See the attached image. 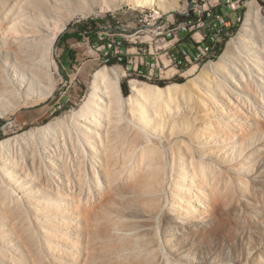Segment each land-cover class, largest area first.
<instances>
[{"label": "bare ground", "instance_id": "obj_1", "mask_svg": "<svg viewBox=\"0 0 264 264\" xmlns=\"http://www.w3.org/2000/svg\"><path fill=\"white\" fill-rule=\"evenodd\" d=\"M116 1L0 0V117L51 93L54 41L71 17ZM171 1L135 4L161 14L179 8ZM258 11L249 1L245 23L228 53L209 65L200 95L174 99L182 84L130 79L123 100L124 71L104 67L65 122L1 140L0 264H264V246L254 240L264 241L262 230L248 231L239 245L237 235H224L231 225L260 226L241 217L246 189L253 187L255 200L264 188ZM225 29L221 39L230 35ZM249 198L254 207L258 199ZM231 244L236 252L227 258L212 252Z\"/></svg>", "mask_w": 264, "mask_h": 264}, {"label": "rangeland", "instance_id": "obj_2", "mask_svg": "<svg viewBox=\"0 0 264 264\" xmlns=\"http://www.w3.org/2000/svg\"><path fill=\"white\" fill-rule=\"evenodd\" d=\"M172 1H174L173 3H177L179 8L170 9L163 13L161 12V14L155 7H142L136 5L135 0H117L113 5H97L95 6L94 11L90 10L88 7H84L83 10L76 12L66 26L60 29L58 36L54 41V49L52 52L53 89L51 93L43 98H30L26 102L19 104L18 107L10 110L4 116H1L0 141L27 133L30 129L42 127L50 122H65L71 115L76 113L86 101L89 93L92 91L93 74L98 69L104 67L112 68L117 66L124 71L119 86V93L122 95L123 100H126L132 93L129 87L130 79H137L141 82L158 85L160 87L175 83L182 84L183 89L180 90L179 94L175 93L177 94V96L174 95L175 98L172 96L174 99H178V96L184 98V96L186 97L188 94H190V96L197 94L200 95L203 84L206 83L209 75L212 73L209 69V65L218 62L223 54L228 53L227 50L230 42L236 39L239 30L245 23L248 2L251 0ZM254 1L259 8L258 13L256 16H253L252 20L253 32L255 33L257 27L260 26L262 21H264V0ZM220 8L223 12H220ZM209 13H211V15H208ZM215 13H223L228 22L226 29L229 30L230 33L229 36L221 39V45H224L221 53H216V55H212L211 58L202 57L188 63L183 69L180 68L179 62H173L171 64L166 53L167 51L176 53L178 45L172 48L167 47V42L162 39L163 34H160V32L164 31L162 25L168 22L170 23L168 26L172 28L180 22L188 21L189 19L196 22L199 17L205 19L207 16L211 17ZM78 28L82 31H91L90 36L92 41H94L93 34L98 35V38L101 40V45L98 47H102L104 44L105 48L102 47L98 52L91 50L90 55L98 58V61H96L93 66L82 67L79 65L73 70H65L59 63L58 39L60 34L65 30ZM202 30L206 31V27L196 28L190 33L180 31L179 35L182 38L187 35L191 38V35ZM145 36L148 37L145 38ZM196 37H199V34H197ZM114 39L122 42L123 53L119 54L123 56L122 61L120 60V56L116 54L114 47H112V41ZM171 39L172 38L168 40ZM141 47L145 51L144 55L150 64L156 61L160 62L164 76H159V72H147L146 75H144V71L132 70V67L130 66L132 64L130 61L136 60V57L139 55H143L141 54ZM230 55H232V52H230ZM107 57L110 58L108 62ZM193 66H197L194 69L195 71H193L192 74L187 73V71ZM159 81H164V85H161ZM174 101H177L176 104H179L180 102L179 100ZM181 106H183V104ZM256 145L258 146V143ZM4 147L7 148L8 146L6 145ZM262 157L263 158H260V160L264 162V155ZM251 188L253 189V187L246 189L242 198L245 202L241 200L243 202L241 205V217L245 225L252 224L256 221L260 226L259 228H253L255 226L249 227V230L242 229L241 231H236L232 225L230 228L228 227V229H226L227 231H225L227 234L224 235H226L225 237L228 241H230L233 236L237 235V245L242 241L246 243L249 240L248 237L251 230L252 232L254 230H262L261 232H264V213H262L264 207V188L260 193L258 191V196L256 197L259 198L255 199H258V203H255L256 205L254 204V207L253 205L251 207L245 200L246 197L248 198L250 196L251 198L249 199L255 201L252 199L254 197H252ZM248 190L251 192H249L250 195L247 194ZM255 231L251 235L254 236V234L257 233ZM229 235H232V237ZM254 240L253 241L256 242L257 245L261 244V246H264V241L261 242L259 238H254ZM225 246L226 245H223V248H221V246L218 245V247L216 246L212 248L213 250L215 249L214 251L212 250V252L215 254H226L221 255L222 257H226L228 254L236 252V246L232 244L231 246ZM221 250L224 252H221Z\"/></svg>", "mask_w": 264, "mask_h": 264}, {"label": "built area", "instance_id": "obj_3", "mask_svg": "<svg viewBox=\"0 0 264 264\" xmlns=\"http://www.w3.org/2000/svg\"><path fill=\"white\" fill-rule=\"evenodd\" d=\"M208 15H211V13H209ZM169 24L170 23L166 22L164 25H162L164 31L160 32V34H163L162 39L167 42L168 48L175 47L176 45L182 42V37L179 34H176V26H185L186 32L189 33L195 30L196 28L206 27V31H200L191 35V38L194 40V49H195L194 53H190L186 48L178 49L176 53L167 51L166 54L171 64L175 61H183V66H186L188 63H191L202 57L211 58L212 55H216L219 47L221 46L222 35H219V27H227L228 22L226 21V17L223 15V13L221 14L215 13L211 17L207 16L205 19H203V17H199V19L196 22H194L191 19H189L188 21L186 20L180 22L172 28L168 26ZM228 32L229 30L226 29V34H228ZM197 34H199V37H196ZM146 37L148 36H145V38ZM170 38L172 39L168 40ZM102 47L105 48V45L103 44ZM102 47H97V48H102ZM112 47H114L116 54L119 55L123 53V47L121 41H117L116 39H114L112 41ZM140 49H141V54L143 55H139L136 57V60L130 61V63L132 64L130 65L132 67V70L144 71V75H146L147 72H159V76H164V73L161 70L160 62L156 61L150 64L146 60V57L144 55L145 51L143 50L142 47ZM138 53L140 54L139 51ZM119 56H120V60L122 61L123 56L122 55ZM109 60L110 58L107 57V62ZM142 66H146L147 69L144 70Z\"/></svg>", "mask_w": 264, "mask_h": 264}, {"label": "crops", "instance_id": "obj_4", "mask_svg": "<svg viewBox=\"0 0 264 264\" xmlns=\"http://www.w3.org/2000/svg\"><path fill=\"white\" fill-rule=\"evenodd\" d=\"M81 25V24H80ZM78 25V26H80ZM87 30V29H86ZM205 31V30H202ZM91 31H82L81 29H67L62 32L58 39V58L60 65L65 70H73L79 65L93 66L98 58L90 55L91 50L98 52L101 48H97L101 45V40L98 36L94 37V41L91 40ZM189 33V32H188ZM178 49L186 47H194V41L188 37V35L182 38V42L178 44ZM181 62V61H175ZM146 70V66H142Z\"/></svg>", "mask_w": 264, "mask_h": 264}, {"label": "trees", "instance_id": "obj_5", "mask_svg": "<svg viewBox=\"0 0 264 264\" xmlns=\"http://www.w3.org/2000/svg\"><path fill=\"white\" fill-rule=\"evenodd\" d=\"M220 12H223V10L220 8ZM87 28V27H86ZM96 36H98V35H94L93 34V37H96ZM223 46L224 45H221L220 47H219V49H218V51H217V54H220L221 53V51H222V49H223ZM186 49L190 52V53H194V51H195V49H194V47L192 48V47H186ZM180 68L181 69H183V68H185V66H183V61H181V63H180ZM160 82V84L161 85H164V81H159ZM125 87H126V85H125Z\"/></svg>", "mask_w": 264, "mask_h": 264}]
</instances>
